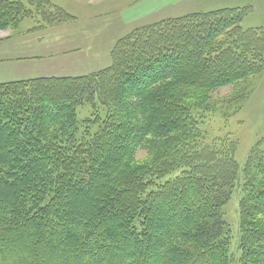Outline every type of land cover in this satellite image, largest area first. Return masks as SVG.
<instances>
[{"label":"trees","instance_id":"obj_1","mask_svg":"<svg viewBox=\"0 0 264 264\" xmlns=\"http://www.w3.org/2000/svg\"><path fill=\"white\" fill-rule=\"evenodd\" d=\"M251 9L135 28L88 75L0 83V264H229L235 149L200 145L189 97L264 69L263 30L242 26ZM25 13L0 0V29ZM262 147L239 264H264Z\"/></svg>","mask_w":264,"mask_h":264},{"label":"rangeland","instance_id":"obj_2","mask_svg":"<svg viewBox=\"0 0 264 264\" xmlns=\"http://www.w3.org/2000/svg\"><path fill=\"white\" fill-rule=\"evenodd\" d=\"M22 2L26 13L12 27L0 29V83L79 77L100 71L111 65V52L118 40L133 29L196 12L250 7L243 28H261L264 32V0ZM189 100L200 145L235 149L238 180L220 211L229 264H239L243 256L240 206L248 181L255 174L246 169L250 160H260L252 158L257 148L264 149V69L214 90H193ZM91 109L89 104L81 107L79 120L90 116ZM102 110L105 114L106 109ZM144 156V152L139 154V158Z\"/></svg>","mask_w":264,"mask_h":264}]
</instances>
